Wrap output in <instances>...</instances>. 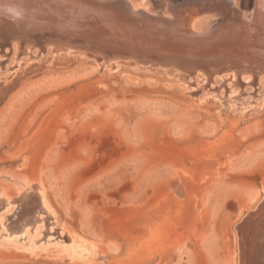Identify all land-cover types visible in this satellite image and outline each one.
Listing matches in <instances>:
<instances>
[{"label":"rangeland","instance_id":"rangeland-1","mask_svg":"<svg viewBox=\"0 0 264 264\" xmlns=\"http://www.w3.org/2000/svg\"><path fill=\"white\" fill-rule=\"evenodd\" d=\"M236 1L253 16L256 0ZM192 6L200 30L221 23ZM141 23L143 60H166L162 44L197 51L178 35L145 38ZM48 32L0 39V196L13 200L0 204V264H262L264 71L102 61L43 43ZM33 183L51 213L18 231ZM74 235L86 251L67 248Z\"/></svg>","mask_w":264,"mask_h":264},{"label":"bare ground","instance_id":"bare-ground-1","mask_svg":"<svg viewBox=\"0 0 264 264\" xmlns=\"http://www.w3.org/2000/svg\"><path fill=\"white\" fill-rule=\"evenodd\" d=\"M192 5L205 9L204 15L214 13L220 18L221 23L218 22L207 29L200 30L196 25L194 26L193 22L188 21L191 19L188 17V11ZM189 13L192 14V12ZM252 15V17H248L244 12L241 13L236 0H183L178 4L171 0H164V9L157 13L149 12L146 9L137 10L132 0H0V39L11 37V40L20 41L27 36L29 37V32L33 34L38 30L45 33L49 31V39L51 40L45 39L43 43L58 44L65 46V49L70 47L81 52L90 51L100 55L102 61L117 60L149 66L163 64L171 67V69L174 67L185 70L188 74L190 73L189 75L196 74L197 70L214 73L224 69L235 70L244 67L257 73L261 70L264 71V49L258 47L264 44V0H256L254 14ZM134 19L142 22L139 26L141 32L140 29L138 31L145 38H147L148 33H161L157 36L171 37L167 40L174 43L172 39L178 40L174 36L178 35L180 39L195 44L198 47L197 51L184 48V46L183 48L177 47L175 50H169L166 45L162 44L159 45L160 50H168L164 52L166 53V60L151 59V57L149 60H143L147 53L144 55L143 52L133 48L137 44L133 42V36L137 33L132 29L134 28L132 27ZM196 19L199 20L197 17ZM123 21L131 24L123 23L125 25H122ZM66 33L74 35L69 36ZM124 33H128L129 36ZM46 37H48V34ZM87 43H91V46L86 45ZM140 45L144 46L142 42ZM199 51H205V53L200 54ZM184 57H189V59L192 57H205L211 62H184L181 60ZM221 57H225V59H220ZM200 94H205V92ZM36 185L34 183L28 184L24 189L26 194L24 202L27 207L21 215L20 222L14 223L18 231L23 230V223H26V225L31 224L33 217L36 220L38 218L37 213H51V207L47 203V199L45 200V195H39L36 189H33L37 187ZM5 198L6 194L0 196V204L4 205L3 208L13 203V200ZM2 224V226H5L4 223ZM247 234L249 236V233ZM67 238V248L71 247L74 254L77 253L74 247L83 248L82 251L88 249L87 244L80 237L74 235ZM263 246L264 240L260 238L258 246L254 248L263 250ZM261 253L262 264H264V252ZM252 255L254 257L255 254Z\"/></svg>","mask_w":264,"mask_h":264}]
</instances>
